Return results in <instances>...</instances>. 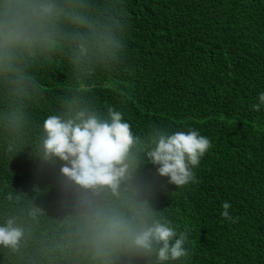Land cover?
Segmentation results:
<instances>
[{
    "label": "trees",
    "instance_id": "1",
    "mask_svg": "<svg viewBox=\"0 0 264 264\" xmlns=\"http://www.w3.org/2000/svg\"><path fill=\"white\" fill-rule=\"evenodd\" d=\"M83 2L126 32L123 60L82 74L63 47L21 62L19 83L0 70V225L15 217L24 229L16 250L0 245V264H87L65 242L61 165L38 152L43 121L73 99L114 107L134 134L156 125L210 140L196 183L176 188L140 169L155 210L189 233L188 256L173 264H264V105L252 110L264 93V0ZM225 202L235 222L222 217Z\"/></svg>",
    "mask_w": 264,
    "mask_h": 264
},
{
    "label": "clouds",
    "instance_id": "2",
    "mask_svg": "<svg viewBox=\"0 0 264 264\" xmlns=\"http://www.w3.org/2000/svg\"><path fill=\"white\" fill-rule=\"evenodd\" d=\"M125 33L101 24L83 0H0V70L19 83L25 79L21 62L67 47L72 63L90 74L92 64L124 59ZM261 105L264 93L252 110ZM211 146L194 129L169 133L153 125L138 135L112 106L101 112L76 99L67 102L64 111L43 121L38 144L43 163L61 165L59 203L69 209L66 245L87 264H173L186 258L189 233L177 232L155 210V185L140 169L150 164L157 177L181 188L197 182L193 169ZM221 207L222 217L235 222L231 205ZM23 236L15 217L0 225L4 247L16 250Z\"/></svg>",
    "mask_w": 264,
    "mask_h": 264
}]
</instances>
